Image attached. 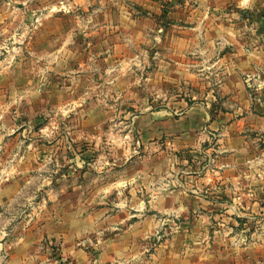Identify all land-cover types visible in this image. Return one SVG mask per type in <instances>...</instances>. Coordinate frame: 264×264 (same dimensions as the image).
Masks as SVG:
<instances>
[{"label":"rangeland","instance_id":"rangeland-1","mask_svg":"<svg viewBox=\"0 0 264 264\" xmlns=\"http://www.w3.org/2000/svg\"><path fill=\"white\" fill-rule=\"evenodd\" d=\"M263 17L264 0H0V154L79 212L128 207L117 197L133 194L116 181L141 172L133 203L144 207L163 186L159 168L181 165L169 135L148 128L150 112L244 108L245 96L246 108L264 107ZM249 132L256 139L259 128ZM249 219L217 227L209 217L200 231L166 225L150 239L236 238L222 256L264 264L260 215Z\"/></svg>","mask_w":264,"mask_h":264},{"label":"crops","instance_id":"crops-1","mask_svg":"<svg viewBox=\"0 0 264 264\" xmlns=\"http://www.w3.org/2000/svg\"><path fill=\"white\" fill-rule=\"evenodd\" d=\"M260 37L264 40L263 30ZM248 61L236 66L249 68ZM245 97L244 108L236 104L211 112L202 104L187 107L178 118L173 109L148 114V128L169 135L165 143L179 152L181 165L176 173L170 161L159 168L157 182L163 186L149 193L144 207L133 203L141 172L116 181L125 183L123 193L130 188L133 194L129 198L117 195L122 202L130 199L128 207L79 212L62 202L61 195L47 197L42 186L29 185L26 171L18 173L11 160L0 154V264H61L62 260L68 264H232V255L222 256V248L235 244L236 238L225 242L179 233L156 243L150 237L171 224L184 231L209 229V217L217 227L248 226L250 215L257 213L259 246L264 248V107L246 108L251 99ZM254 128H259L256 139L249 132ZM48 200H58V205ZM179 216L185 220L174 219ZM146 248L152 251L145 263L141 251Z\"/></svg>","mask_w":264,"mask_h":264},{"label":"built area","instance_id":"built-area-1","mask_svg":"<svg viewBox=\"0 0 264 264\" xmlns=\"http://www.w3.org/2000/svg\"><path fill=\"white\" fill-rule=\"evenodd\" d=\"M61 264H68V263H67V260H62V261H61Z\"/></svg>","mask_w":264,"mask_h":264}]
</instances>
